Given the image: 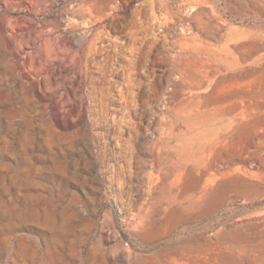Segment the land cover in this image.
<instances>
[{
	"label": "rangeland",
	"instance_id": "1",
	"mask_svg": "<svg viewBox=\"0 0 264 264\" xmlns=\"http://www.w3.org/2000/svg\"><path fill=\"white\" fill-rule=\"evenodd\" d=\"M0 264H264V0H0Z\"/></svg>",
	"mask_w": 264,
	"mask_h": 264
}]
</instances>
